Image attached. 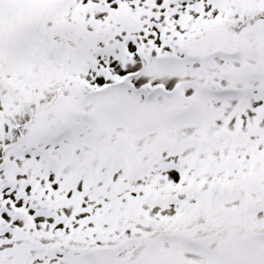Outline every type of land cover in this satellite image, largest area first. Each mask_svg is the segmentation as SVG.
Instances as JSON below:
<instances>
[{
    "label": "snow or ice",
    "instance_id": "1",
    "mask_svg": "<svg viewBox=\"0 0 264 264\" xmlns=\"http://www.w3.org/2000/svg\"><path fill=\"white\" fill-rule=\"evenodd\" d=\"M0 264H264V0H0Z\"/></svg>",
    "mask_w": 264,
    "mask_h": 264
}]
</instances>
